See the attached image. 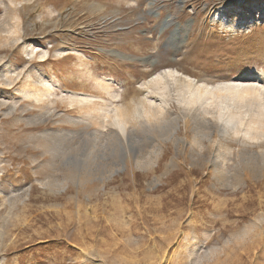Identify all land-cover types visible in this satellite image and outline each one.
<instances>
[{
  "label": "rangeland",
  "instance_id": "374dc122",
  "mask_svg": "<svg viewBox=\"0 0 264 264\" xmlns=\"http://www.w3.org/2000/svg\"><path fill=\"white\" fill-rule=\"evenodd\" d=\"M166 69L252 84L264 122V0H0V264H264L257 104L235 133Z\"/></svg>",
  "mask_w": 264,
  "mask_h": 264
},
{
  "label": "bare ground",
  "instance_id": "6f19581e",
  "mask_svg": "<svg viewBox=\"0 0 264 264\" xmlns=\"http://www.w3.org/2000/svg\"><path fill=\"white\" fill-rule=\"evenodd\" d=\"M241 4H236L232 6L233 11H238L237 9H241ZM220 15L221 21H224L229 24V26L236 27L235 22H233L230 17L226 15V11L222 10ZM240 17V16H239ZM236 20V19H235ZM234 20V21H235ZM239 24V23H238ZM182 76V77H180ZM167 78L173 79L178 86V98L181 102L185 104L195 107L199 106L203 108V111H207V108L204 105H208V103H220L221 106L219 107V118L222 119L225 124L231 125L232 131L235 133H239L241 128L240 126L245 122L246 113L242 112L243 109L240 107L233 109L229 102V100L235 101L237 103L244 102L248 107H253L257 104V109L259 110L256 114L258 117V122H251L248 126L247 130H244L245 135H249V137L257 136L256 133L261 130V134L264 135V122L260 119L262 117L261 111V104L257 102L258 98L260 97L259 93L255 89V86L249 83H236L235 81H228L223 82L217 85H209L204 82L196 81L194 78L190 77L189 75H185L178 70L175 69H166L162 72L157 73L150 81L147 82L150 86H155L156 88L166 90L168 88L169 83L167 82ZM106 80V79H105ZM168 84V85H167ZM48 85V84H47ZM51 85V84H50ZM52 86V85H51ZM46 86L45 89H38L36 91L35 87H32L28 94L33 95L37 100L45 101V97H50L52 94V87ZM35 88V89H34ZM225 95V96H224ZM27 96V95H26ZM251 96V97H250ZM82 97L89 102L92 98L88 96ZM114 97H119V94H114ZM150 102V98H148ZM239 101V102H238ZM161 103H163V107L167 104L165 98H162ZM224 104V105H223ZM243 106H245L243 104ZM242 107V106H241ZM112 108V107H111ZM143 109L145 110L146 114H150V110H148L147 106H144ZM102 112L104 113L105 120L112 119L115 125L119 126L122 133L126 131L127 128V121H126V113L121 106L114 105L112 109L108 107L101 108ZM153 111V110H152ZM258 123L259 126H255ZM263 125V128H261ZM256 132V133H254Z\"/></svg>",
  "mask_w": 264,
  "mask_h": 264
}]
</instances>
